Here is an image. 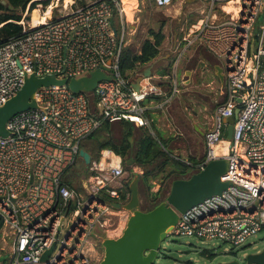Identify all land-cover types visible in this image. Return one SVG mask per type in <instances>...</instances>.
<instances>
[{
  "label": "built area",
  "instance_id": "2783aa9c",
  "mask_svg": "<svg viewBox=\"0 0 264 264\" xmlns=\"http://www.w3.org/2000/svg\"><path fill=\"white\" fill-rule=\"evenodd\" d=\"M172 1L153 0L158 7ZM206 1V11L182 39L186 46H203L223 63L224 99L204 132L206 151L199 169L225 158L221 180L230 185L179 214L170 234L236 248L264 228V0ZM229 3L230 12L225 9ZM48 7L58 8L57 3ZM51 9L47 16L41 11L43 20L34 26L20 21L23 34L0 45V104L21 88L25 73L69 79L107 67L111 78L93 89L94 108L84 91L52 85L35 94L45 111L24 110L7 120L10 135L0 137V218L11 240L6 264H98L94 239L115 215L110 203L129 197L128 192L120 197L123 184L114 186L124 174L121 157L116 155L115 162L108 149L91 155L87 173L79 175L81 190L71 187L64 175L79 156L80 142L102 122L148 124L141 103L145 94L119 68L123 41L110 22L113 11H120L118 0L61 6L54 17ZM236 108L232 136L226 140V118ZM221 142H227L226 152L217 154ZM247 255L242 264H252Z\"/></svg>",
  "mask_w": 264,
  "mask_h": 264
},
{
  "label": "crops",
  "instance_id": "0c3cea01",
  "mask_svg": "<svg viewBox=\"0 0 264 264\" xmlns=\"http://www.w3.org/2000/svg\"><path fill=\"white\" fill-rule=\"evenodd\" d=\"M118 3L120 11H113L110 22L115 35L122 39L123 48H130L139 53L142 42L154 40L153 33L160 32L162 36L158 47L159 54L147 64L140 65L135 70L128 72L131 82L134 84L136 78L144 72L146 67L150 70V77L142 79L139 88H137L145 94L141 103L146 107L145 116L148 124L139 126L131 123L135 127L131 138H134L140 129L146 130L156 141H164V151L171 158L189 165L191 172L197 170L205 157L204 132L216 104L224 99V74L223 82H221L214 69V66L219 64L212 65V72L217 80V85L214 86L212 79L205 82L204 69L200 76L203 81L194 82L192 80L193 72L189 71L190 77L185 75L183 78L180 68L184 61L185 51L195 46H186L182 39L194 24L189 19L195 12H197L194 15L195 20L205 12L208 2L206 0H173L170 5L164 7L156 6L153 0H118ZM74 4L75 0H71L69 4L66 3V6L74 8L76 7ZM61 6L66 7L63 1ZM227 6L225 9L228 11ZM33 10L39 16L41 15L39 9L34 8ZM27 12L28 6L21 21L25 20L24 16ZM27 23L30 26L35 25ZM169 67H171V71L168 74L166 70ZM177 72H179L178 78L176 77ZM205 78L207 80L208 77L205 76ZM206 85H210V88L214 90V95H217L215 99L218 100H213L215 103L212 108L211 100L206 96L204 98L202 94ZM202 96L205 100L202 99ZM193 100L195 105L189 109L188 106L191 105L189 101ZM187 103L190 105L187 106ZM180 141L183 143L180 144ZM130 143L132 144V142ZM197 143L201 145L202 150L201 148L196 149ZM215 152L222 154L226 151H223V145L220 144L215 147ZM135 167L140 169L135 173L140 174L141 168ZM123 169V176L114 184L116 188L119 184L122 185L123 180L129 175L124 166ZM159 186L158 184V188ZM0 249L2 250L0 251V264H6L11 252V240L5 229L1 231Z\"/></svg>",
  "mask_w": 264,
  "mask_h": 264
},
{
  "label": "water",
  "instance_id": "95a60500",
  "mask_svg": "<svg viewBox=\"0 0 264 264\" xmlns=\"http://www.w3.org/2000/svg\"><path fill=\"white\" fill-rule=\"evenodd\" d=\"M216 76L223 82L222 67L215 65ZM107 67L95 69L88 76L81 77H57L55 74L36 76L34 72L25 73L21 88L6 102L0 104V137L6 138L10 135L6 128V122L13 115L29 109H40L45 111L35 100L36 91L41 87L52 85H67L72 92L91 91L101 80L110 79L105 71ZM189 70L185 71L189 75ZM150 77V70L145 68L144 72L136 78L134 87L140 86V81ZM238 108L232 116L226 118L225 139L230 140L233 124L237 118ZM131 142L132 138L128 137ZM78 155L85 164H89L91 154L84 148H80ZM130 160L128 164H130ZM227 160L223 157L212 159L206 165L191 174L187 178L174 179L164 200L150 210H142L141 194L138 187V176L135 174L128 183L129 197L123 201L110 203L114 210H122L127 213V220L120 235L116 237H104L100 245L103 253L98 264H152L155 260L160 242L171 233L179 220V214L184 213L191 207L202 202L213 195H219L230 185L228 181L221 180V176L227 170ZM86 188V180H82ZM67 213L65 211L64 215ZM54 243L40 257V261H46ZM246 262L252 264H264V250L256 254H248ZM217 264H239L233 260L227 263Z\"/></svg>",
  "mask_w": 264,
  "mask_h": 264
},
{
  "label": "trees",
  "instance_id": "16d2710c",
  "mask_svg": "<svg viewBox=\"0 0 264 264\" xmlns=\"http://www.w3.org/2000/svg\"><path fill=\"white\" fill-rule=\"evenodd\" d=\"M40 3L47 4L48 0H0V45L23 34L20 21L27 6L28 12L25 14L24 19L28 21L30 12ZM83 4L81 3V5ZM34 14L38 17V13L35 10H33L32 15ZM153 35V41L145 40L142 42L139 53L134 52L130 48H123L119 58L121 73L126 74L129 71H133L138 66L147 64L159 54L158 47L160 46L162 36L160 32L153 33ZM166 71L169 74L171 67ZM119 123L121 127L118 130V138L114 139L112 137L110 122L104 121L95 131L85 137L80 142V145L92 157H98L100 151L104 149L111 150L115 155L121 157L124 168L129 171V175L123 180V187L119 192L121 198L128 191V183L137 174L139 192L142 197L140 208L142 210H150L164 200L174 179L187 178L199 170L191 172L189 165L171 158L170 155L168 156V153L166 154L164 151V141H156L146 130L140 129L137 137L131 144L128 141V137L133 136L134 125L127 120H120ZM129 160L131 161L130 165L141 168L142 172L140 174L132 172V169L127 166ZM64 180L71 187L79 190L77 187L80 184L78 178L70 177L68 181ZM156 183L160 186L156 191H152V187ZM114 201L119 200L114 199ZM146 206L148 207L147 209H145ZM2 227L3 221L0 218V236ZM0 251L2 250L0 249ZM200 254L211 256L210 251L207 249L201 250Z\"/></svg>",
  "mask_w": 264,
  "mask_h": 264
},
{
  "label": "rangeland",
  "instance_id": "374dc122",
  "mask_svg": "<svg viewBox=\"0 0 264 264\" xmlns=\"http://www.w3.org/2000/svg\"><path fill=\"white\" fill-rule=\"evenodd\" d=\"M62 1L64 0H48L47 4L40 3L36 5V9H39L40 11H44L53 3H57L58 8L60 9ZM90 0H75V6L81 5V3L88 2ZM73 5V6H74ZM58 8L51 9V17L57 16L60 14V11ZM33 11L30 13V17H32ZM41 13V12H40ZM197 14V12L193 13L189 21L191 23H194L195 17L194 15ZM29 17V19H30ZM25 23L30 22V20H24ZM183 56V55H182ZM184 61L181 64L180 70L182 71V77L184 76L185 71L189 70L193 72L192 74V80L194 82L203 81L200 76L201 72L205 71V76H207V80L204 76L205 82L212 79L214 81V86L217 85V80L214 77L212 65L219 64L223 66V63L220 59L215 57L212 53H210L206 48L203 46H194L189 48L187 51H185L184 55ZM183 58V57H181ZM187 77H190L186 75ZM176 77H179V72H177ZM88 96V104L90 107H95V94L94 91H87L85 92ZM202 94L205 98H208L211 100V108L214 105L215 101H213L217 95H214V90L210 88V85H206L205 88H203ZM202 96V99H204ZM205 100V99H204ZM207 100V99H206ZM218 100V99H215ZM187 106L189 109H192L195 105L194 100L189 101ZM120 121H114L110 122L111 126V132L112 137L114 139L119 137V131L121 127ZM188 123V122H187ZM209 125V124H208ZM207 125V126H208ZM182 131V130H181ZM137 134H135L134 138H132V143L134 142L135 138L137 137ZM183 143V141H180V144ZM183 145V144H182ZM201 145L199 143L196 144V149H200ZM202 150V148H201ZM167 154V152H165ZM179 153V152H178ZM168 155V154H167ZM169 156V155H168ZM124 165V164H122ZM132 169V172H139L140 169L132 166L130 164H127ZM88 165L84 163L83 159L78 156L75 160V163L73 165V168L68 170L65 175L64 179L68 181V179L71 178H78L79 175L82 173H87ZM126 172L129 173L128 170ZM77 187L81 190V184L77 185ZM158 188V184H154L152 187V190H156ZM148 207L146 206L145 209ZM116 214L112 216V219L110 220L107 230L105 232H100L96 238L94 239V243L96 244V251L99 254V256H102L103 250L100 245L101 240L104 237H116L120 235L122 229L125 226V222L127 220V213L122 210H116ZM119 226V227H118ZM117 234V235H116ZM201 249H207L210 251L211 256H204L200 254ZM264 250V228L257 232L255 236H252L247 239L244 246L242 247H236L233 248L230 244L227 243H221L219 240H204L201 241L197 237L194 236H187V235H174L169 234L167 235L161 242H160V248L158 250L157 256L155 258V263L157 264H187V262H191L192 264H217L220 262H228L231 260H237L240 264L243 263V254H252L255 252H260ZM97 254V255H98Z\"/></svg>",
  "mask_w": 264,
  "mask_h": 264
},
{
  "label": "bare ground",
  "instance_id": "6f19581e",
  "mask_svg": "<svg viewBox=\"0 0 264 264\" xmlns=\"http://www.w3.org/2000/svg\"><path fill=\"white\" fill-rule=\"evenodd\" d=\"M69 2H71V0H64L63 4L66 6V3L69 4ZM227 7H228V11H229V12L234 10L230 3L228 4ZM45 13H46V16L49 15V13H50V9H49V7L46 9V12H45ZM42 20H43V18H41V16L38 15V17H37V15L34 14V15H32V17H31V24H36V22H40V21H42ZM220 144L223 145V151L225 152V151H226V145H227V142H221V143H219L218 145H220ZM218 145H217V146H218ZM114 159L117 160L118 157H117V156H114ZM118 227H119V226H118ZM116 235H117V234H116Z\"/></svg>",
  "mask_w": 264,
  "mask_h": 264
}]
</instances>
